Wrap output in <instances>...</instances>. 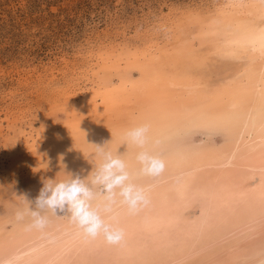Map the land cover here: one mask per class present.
I'll return each instance as SVG.
<instances>
[{"label": "rangeland", "instance_id": "1", "mask_svg": "<svg viewBox=\"0 0 264 264\" xmlns=\"http://www.w3.org/2000/svg\"><path fill=\"white\" fill-rule=\"evenodd\" d=\"M239 1L0 0V244L52 226H77L57 211L47 213L43 229H30L28 217L16 219L26 207L18 197L35 207L42 178L59 173L62 180L64 171L86 178L100 163L96 145L109 142L107 150L123 155L146 195L179 179L187 165L171 167L178 149L189 157L223 155L236 136L223 123L207 122L206 111L219 113L242 70L261 61L256 54L227 60L214 50ZM169 123L175 126L168 129ZM142 124L149 135L156 128L143 149L123 139L125 130ZM176 125L182 135L174 134ZM145 148L165 162L157 176L137 172L136 155ZM94 203L103 207L102 195ZM125 206L117 198L112 212Z\"/></svg>", "mask_w": 264, "mask_h": 264}, {"label": "bare ground", "instance_id": "2", "mask_svg": "<svg viewBox=\"0 0 264 264\" xmlns=\"http://www.w3.org/2000/svg\"><path fill=\"white\" fill-rule=\"evenodd\" d=\"M236 6L214 50L227 60L256 54L261 61L249 62L232 89L219 96V113L206 111L207 122L223 123L236 136L223 155L210 151L189 157L178 149L171 167L187 166L175 183L148 193V204L135 213L125 205L112 212L124 229L118 244L86 236L78 226H52L10 245L1 243L0 264H264V0H240ZM177 127L172 131L178 136L183 129ZM162 200L165 204L158 207Z\"/></svg>", "mask_w": 264, "mask_h": 264}, {"label": "clouds", "instance_id": "3", "mask_svg": "<svg viewBox=\"0 0 264 264\" xmlns=\"http://www.w3.org/2000/svg\"><path fill=\"white\" fill-rule=\"evenodd\" d=\"M148 133L149 125L142 124L125 130L123 139L143 149L148 141ZM108 143L94 146L95 158L100 163L93 166L86 178L66 173V166L61 164L67 179L57 180L59 173L54 178H42L43 186L35 198V207H32L26 196H19L26 207L17 210L16 219L23 221L28 217V228L43 229L48 223L47 213L56 215L57 211H66L86 236H103L109 244L120 243L124 238V229L112 214V205L119 198V202L126 205L130 213H135L149 201L145 189L133 182L123 155L107 150L105 146ZM59 159L62 161L63 156ZM136 160L138 174L157 176L164 171V160L148 151L138 152ZM98 195H102L103 207L94 203Z\"/></svg>", "mask_w": 264, "mask_h": 264}]
</instances>
